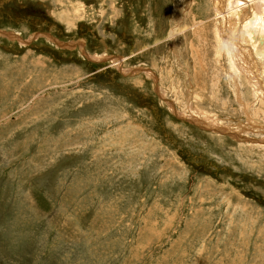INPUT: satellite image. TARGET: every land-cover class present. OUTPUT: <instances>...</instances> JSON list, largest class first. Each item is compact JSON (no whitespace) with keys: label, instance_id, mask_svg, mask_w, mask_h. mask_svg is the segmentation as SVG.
<instances>
[{"label":"rangeland","instance_id":"1","mask_svg":"<svg viewBox=\"0 0 264 264\" xmlns=\"http://www.w3.org/2000/svg\"><path fill=\"white\" fill-rule=\"evenodd\" d=\"M187 1L0 0V264H264V101Z\"/></svg>","mask_w":264,"mask_h":264},{"label":"bare ground","instance_id":"2","mask_svg":"<svg viewBox=\"0 0 264 264\" xmlns=\"http://www.w3.org/2000/svg\"><path fill=\"white\" fill-rule=\"evenodd\" d=\"M189 1L190 0L187 1L188 4ZM214 1L215 5H218L221 1H224V11H226L224 14V11H217L219 10V7H216L217 12L214 13V21L212 19V21L209 19L205 23L201 21H199V23H194L195 20L192 19V21H190L188 24L186 22L185 24H183V28L185 30H181L179 32V28H177L176 30H173L174 33L172 34H175L177 32L175 35L179 33H183V35H186L187 31L190 30L192 32V35H196L198 37V40L203 41L202 44L206 48H212V59L209 61L212 62V66L217 72L227 73L230 76L232 84L234 85V87H236V95L239 104L242 105L243 102L245 104V107L242 106L244 110V108H249L250 106L247 107V104L244 100V96L242 94L244 90V84H240V80L238 78L239 73L235 70L234 62H237L235 58L239 59V61L241 59H243L244 61L246 60V63L248 64L249 68H251L249 69L246 75L249 79V84H251L250 86L252 87L254 93L253 96L255 99H260L264 101V0ZM181 23H183V21ZM0 33L3 34L4 32L0 31ZM72 45L74 46L75 44ZM190 45L192 46L193 44L190 43ZM196 52L197 50H192L191 56ZM205 52H208V50H206ZM205 52H201L202 61L204 63H206ZM117 59L116 61H119V59L121 58ZM243 65L245 66V64ZM192 73L195 74L196 71ZM195 75L197 76V74ZM185 76L186 78L191 79L190 73L186 72ZM200 78L202 86H200L199 90H205L206 82L204 80L202 81V76ZM235 89L233 90L235 91ZM202 95L203 94H201V96ZM246 110L248 111V109ZM248 114L251 115L249 112ZM201 128L207 129V127L205 126H201ZM208 129L211 130V128Z\"/></svg>","mask_w":264,"mask_h":264},{"label":"water","instance_id":"3","mask_svg":"<svg viewBox=\"0 0 264 264\" xmlns=\"http://www.w3.org/2000/svg\"><path fill=\"white\" fill-rule=\"evenodd\" d=\"M26 42H28V41H26ZM118 58V57H117ZM120 65V64H119ZM120 71L122 72V70H121V68H120ZM123 75H127V74H125V73H122Z\"/></svg>","mask_w":264,"mask_h":264}]
</instances>
